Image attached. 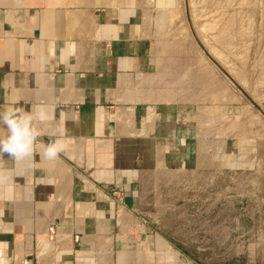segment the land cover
I'll list each match as a JSON object with an SVG mask.
<instances>
[{
    "label": "crops",
    "instance_id": "1",
    "mask_svg": "<svg viewBox=\"0 0 264 264\" xmlns=\"http://www.w3.org/2000/svg\"><path fill=\"white\" fill-rule=\"evenodd\" d=\"M188 6L0 0V110L46 114L35 121L30 156L0 154V264L150 262V225L132 218L119 194L133 204L150 199L147 151L181 145L190 133L154 63L159 31L165 23L186 24ZM259 17L263 23L264 9ZM253 54L263 63L264 47ZM260 69L264 85V63ZM57 141L58 156L45 158Z\"/></svg>",
    "mask_w": 264,
    "mask_h": 264
},
{
    "label": "rangeland",
    "instance_id": "2",
    "mask_svg": "<svg viewBox=\"0 0 264 264\" xmlns=\"http://www.w3.org/2000/svg\"><path fill=\"white\" fill-rule=\"evenodd\" d=\"M259 1L188 0V22L155 39V77L190 133L147 151L150 199L119 194L150 225L148 264H264Z\"/></svg>",
    "mask_w": 264,
    "mask_h": 264
},
{
    "label": "clouds",
    "instance_id": "3",
    "mask_svg": "<svg viewBox=\"0 0 264 264\" xmlns=\"http://www.w3.org/2000/svg\"><path fill=\"white\" fill-rule=\"evenodd\" d=\"M45 111L36 109L25 112L23 109L9 106L0 110V129L5 135L0 136V154H7L15 160H22L30 156L38 140L35 127L36 120H44ZM62 150V144L57 141L46 146L45 158L54 160Z\"/></svg>",
    "mask_w": 264,
    "mask_h": 264
},
{
    "label": "built area",
    "instance_id": "4",
    "mask_svg": "<svg viewBox=\"0 0 264 264\" xmlns=\"http://www.w3.org/2000/svg\"><path fill=\"white\" fill-rule=\"evenodd\" d=\"M55 235V231L53 230V228L51 229V236L50 239H53ZM25 264H29L28 262H26Z\"/></svg>",
    "mask_w": 264,
    "mask_h": 264
},
{
    "label": "bare ground",
    "instance_id": "5",
    "mask_svg": "<svg viewBox=\"0 0 264 264\" xmlns=\"http://www.w3.org/2000/svg\"><path fill=\"white\" fill-rule=\"evenodd\" d=\"M200 27V26H199Z\"/></svg>",
    "mask_w": 264,
    "mask_h": 264
}]
</instances>
